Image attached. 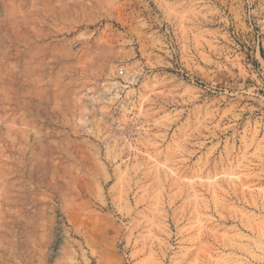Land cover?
<instances>
[{
	"label": "rangeland",
	"instance_id": "rangeland-1",
	"mask_svg": "<svg viewBox=\"0 0 264 264\" xmlns=\"http://www.w3.org/2000/svg\"><path fill=\"white\" fill-rule=\"evenodd\" d=\"M0 264H264V0H0Z\"/></svg>",
	"mask_w": 264,
	"mask_h": 264
},
{
	"label": "built area",
	"instance_id": "built-area-1",
	"mask_svg": "<svg viewBox=\"0 0 264 264\" xmlns=\"http://www.w3.org/2000/svg\"><path fill=\"white\" fill-rule=\"evenodd\" d=\"M124 72H125L124 70H121V71H120V75H121V76H124V75H125ZM137 81H138V80H137ZM128 83H130V82H128ZM130 84H133V83H130Z\"/></svg>",
	"mask_w": 264,
	"mask_h": 264
}]
</instances>
